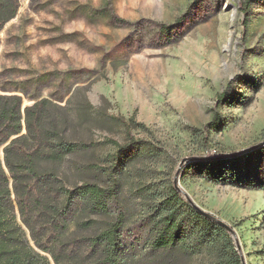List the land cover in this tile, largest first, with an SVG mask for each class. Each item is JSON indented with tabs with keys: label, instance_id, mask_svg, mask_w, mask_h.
I'll return each instance as SVG.
<instances>
[{
	"label": "rangeland",
	"instance_id": "374dc122",
	"mask_svg": "<svg viewBox=\"0 0 264 264\" xmlns=\"http://www.w3.org/2000/svg\"><path fill=\"white\" fill-rule=\"evenodd\" d=\"M19 3L0 31V93L22 97L23 109L48 99L93 116L68 132L92 147L56 166L64 185L88 180L90 164L108 168L117 148L107 139L129 142L101 114L133 118L131 136L157 153L129 167L132 176L177 185L232 229L242 264H264V0ZM204 163L224 179L204 176Z\"/></svg>",
	"mask_w": 264,
	"mask_h": 264
},
{
	"label": "trees",
	"instance_id": "16d2710c",
	"mask_svg": "<svg viewBox=\"0 0 264 264\" xmlns=\"http://www.w3.org/2000/svg\"><path fill=\"white\" fill-rule=\"evenodd\" d=\"M19 1L0 0V31ZM88 117L48 99L23 109L22 97L0 93V264H186L204 254L210 264H242L232 234L174 185L153 189L141 174L132 176L129 167L157 153L131 136L133 118L101 114L121 123L129 142L107 139L117 148L108 168L90 164L88 180L65 186L56 166L92 147L68 137L73 122ZM218 126L216 115L209 128ZM202 169L215 182L224 179L217 164ZM140 200L149 201L147 209Z\"/></svg>",
	"mask_w": 264,
	"mask_h": 264
},
{
	"label": "water",
	"instance_id": "95a60500",
	"mask_svg": "<svg viewBox=\"0 0 264 264\" xmlns=\"http://www.w3.org/2000/svg\"><path fill=\"white\" fill-rule=\"evenodd\" d=\"M255 149V148H253ZM225 155H222L221 157H224ZM197 158H190V159H187L185 160L183 163H186V162H190L192 160H195ZM176 184V183H175ZM176 188L178 191L182 192L176 185ZM182 194L184 195V193L182 192ZM185 196V195H184ZM186 199L194 206V208L196 210H198L200 212V214H202L203 216H205L206 218L210 219V220H213L214 222L218 223L220 226L224 227L228 232H230L232 234V236L235 238V233L232 231L231 228H229L224 222L220 221L219 219L215 218L214 216L204 212L203 210H201L200 208H198L195 204H193V202H191L187 197Z\"/></svg>",
	"mask_w": 264,
	"mask_h": 264
}]
</instances>
